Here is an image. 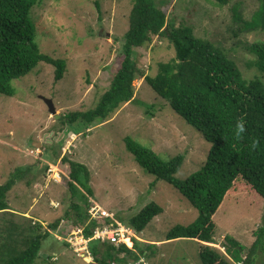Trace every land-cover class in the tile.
Here are the masks:
<instances>
[{
  "label": "rangeland",
  "instance_id": "obj_1",
  "mask_svg": "<svg viewBox=\"0 0 264 264\" xmlns=\"http://www.w3.org/2000/svg\"><path fill=\"white\" fill-rule=\"evenodd\" d=\"M156 3L170 23L190 27L196 37L222 48L245 78L256 75L264 83V73L252 67L253 56L245 49L247 44L264 40V32L244 31L241 22L234 18L237 12L243 19H249L258 7V0H230L222 6L213 0H156ZM131 5L132 0H39L32 8L40 50L53 58L65 59L66 71L55 81L54 67L40 62L12 82L15 89L12 96L0 94V184L13 175L16 178L7 193V211L16 216L0 212V219L13 218L21 223L23 218L19 215L31 217L44 229L63 217L66 210L73 217L64 156L83 163L89 171L93 194L88 199V221L95 220L97 227L104 226L106 218L100 217L102 211L118 222L122 218L124 222L120 223L136 239L158 246L151 257H141L146 264H200L195 240H166L174 225H186L196 218V209L170 184L155 181L152 174L139 166L125 148L124 137L131 136L163 160L183 154L184 161L176 173L180 179L200 168L211 143L173 111L143 77L134 80L133 97L151 108L133 101L123 103L104 121L97 120L79 132L59 121L68 112L92 108L107 89L122 59L120 39L128 29ZM172 57V45L159 36H153L150 42L133 51L137 66L151 76L156 74L159 62ZM42 97L53 101L58 118L50 114ZM55 164L59 180L54 178L55 172H48V166ZM242 187L249 191L242 181L235 182L237 192L225 194L213 215L217 224L215 242L229 234L249 247L256 230L264 226L263 199L253 189L249 194L241 191ZM151 201L163 211L140 233L127 227L128 218ZM77 228L82 230L71 217L61 220L58 229L50 230L51 236L43 240L32 264H91L86 252L75 250L88 248ZM70 241L77 243L74 246ZM255 264H264L263 253H259Z\"/></svg>",
  "mask_w": 264,
  "mask_h": 264
},
{
  "label": "trees",
  "instance_id": "obj_2",
  "mask_svg": "<svg viewBox=\"0 0 264 264\" xmlns=\"http://www.w3.org/2000/svg\"><path fill=\"white\" fill-rule=\"evenodd\" d=\"M213 1L221 6L230 2ZM258 1V7L249 19L234 13L242 30L264 32V0ZM38 2L0 0L2 95L12 96L15 93L12 82L28 74L40 62L54 67L55 81L60 80L66 71V60L42 52L36 41L37 28L31 10ZM128 23V29L120 39L122 59L107 89L92 108L68 112L59 121L79 132L97 120L104 121L123 103L133 101L151 108V105L133 97V82L143 77L173 111L211 143L200 168L180 179L176 173L184 161L183 154L163 160L154 150L131 136L124 137L125 148L137 164L152 174L155 181L163 180L170 184L197 211L196 218L190 223L174 225L167 232L166 240H195L199 245L200 264H255L259 253L264 254V226L256 230L249 247L229 234L218 243L214 241L217 224L213 215L225 194L237 192V181H242L249 188V191H244L242 187L241 191L249 194L253 189L264 201V83L256 75L251 79L245 78L222 48L196 37L190 27L170 23L156 0H132ZM153 36L166 38L174 49V57L159 62L156 74L151 76L137 66L133 51L150 42ZM245 49L253 56L250 61L252 67L264 73V40L247 44ZM62 161L68 167L67 190L73 199L70 202L73 217L66 210L63 217L48 223L44 229L31 217L19 215L23 218L21 223L14 222L13 218H1L0 264H32L39 255L43 240L51 236L50 230L58 229L64 218L71 217L76 226L82 227L85 237H90L92 230L99 226L95 220L88 221V199L93 192L86 165L64 156ZM18 174L23 175L20 170ZM15 181L13 175L0 184V212L9 213L12 217L16 213L7 211V193ZM162 211L161 206L151 201L129 217L125 224L140 233ZM118 219L124 222L122 218ZM105 220L106 224L116 226L112 219ZM132 239V249L123 243L116 246L99 239L90 240L87 251L92 258L91 264H111L114 261L125 264L121 253L134 260L141 256L151 257L155 250L158 251L154 243Z\"/></svg>",
  "mask_w": 264,
  "mask_h": 264
},
{
  "label": "built area",
  "instance_id": "obj_3",
  "mask_svg": "<svg viewBox=\"0 0 264 264\" xmlns=\"http://www.w3.org/2000/svg\"><path fill=\"white\" fill-rule=\"evenodd\" d=\"M58 170V168L56 166H52L50 165L48 168V171H50V173L55 172ZM97 214L98 211H96ZM103 216V217H102ZM106 216V212H100V217L101 218H109V217H105ZM112 219L113 222H116V226H110L106 223H104V226L102 227H96L95 229L92 230V235L90 237H84L83 235L80 237V239L82 240V243L87 244L89 242V240L91 239H99L101 241H107L109 243L118 245L120 243H125L127 244L129 247H131L133 245V241L131 236L133 235L128 229H126V227H124L120 222H118L117 220H115L114 218H109ZM77 231H79V233L82 234V230L80 228H77ZM76 231V232H77ZM125 234H128L127 236ZM70 243H72L70 241ZM77 242L72 243L74 246L76 245ZM75 248V247H74ZM76 251H84L87 253V247L85 246L84 249L82 250H78L75 249ZM121 257H123L124 259H126L125 264H146V260H144L143 258L139 257L138 260H132L130 258H127L123 253L120 254ZM111 264H118L117 262H112Z\"/></svg>",
  "mask_w": 264,
  "mask_h": 264
},
{
  "label": "water",
  "instance_id": "obj_4",
  "mask_svg": "<svg viewBox=\"0 0 264 264\" xmlns=\"http://www.w3.org/2000/svg\"><path fill=\"white\" fill-rule=\"evenodd\" d=\"M42 99L45 101L50 114H53L54 116H56L58 118L59 115L56 114V110H55V106L53 104V101L51 99H48V98H45V97H42Z\"/></svg>",
  "mask_w": 264,
  "mask_h": 264
},
{
  "label": "clouds",
  "instance_id": "obj_5",
  "mask_svg": "<svg viewBox=\"0 0 264 264\" xmlns=\"http://www.w3.org/2000/svg\"><path fill=\"white\" fill-rule=\"evenodd\" d=\"M132 6V5H131ZM53 167L54 166H56L57 168H58V166L55 164V165H52ZM48 168H49V166H48ZM59 171V168H58V170L56 171V175H55V179H58V177H59V174L57 173ZM49 172V171H48ZM59 180V179H58ZM127 227H129V226H127ZM130 228V227H129ZM130 229H132V228H130ZM133 230V229H132ZM132 233V232H131ZM82 235H83V233H82ZM85 237V236H84ZM134 237V234L131 236V238H133ZM92 240V239H91ZM90 241V240H89ZM132 241H133V239H132ZM88 244V243H87ZM112 244V243H111ZM121 244V243H120ZM123 244H125V243H123ZM119 245V244H118ZM118 245H116V246H118ZM128 248H131L132 249V247H133V245L131 246V247H129L127 244H125ZM86 255L87 256H90L89 254H88V251H87V253H86ZM143 257V256H142ZM90 258H91V256H90ZM129 258V257H128ZM139 258H137V259H134V260H138ZM133 260V259H132ZM91 261H92V258H91ZM125 262H126V259H125Z\"/></svg>",
  "mask_w": 264,
  "mask_h": 264
}]
</instances>
